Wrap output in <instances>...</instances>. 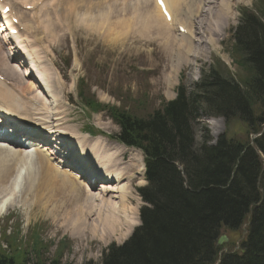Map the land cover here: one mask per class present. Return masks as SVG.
<instances>
[{"label":"trees","instance_id":"obj_1","mask_svg":"<svg viewBox=\"0 0 264 264\" xmlns=\"http://www.w3.org/2000/svg\"><path fill=\"white\" fill-rule=\"evenodd\" d=\"M257 11L241 9L233 33L230 56L238 80L216 61L193 90L180 84L175 99L146 117L80 95L92 111H106L118 124L112 138L140 149L146 168L147 185L138 189L146 203L141 223L123 244H110L100 264H216L223 248L215 246L218 237L247 220L238 250L223 253L219 264H264V7ZM200 108L224 120L214 145L207 139L195 145ZM2 238L12 251L0 242V264H61L44 260L40 244L31 248V260L30 249L14 236Z\"/></svg>","mask_w":264,"mask_h":264},{"label":"rangeland","instance_id":"obj_2","mask_svg":"<svg viewBox=\"0 0 264 264\" xmlns=\"http://www.w3.org/2000/svg\"><path fill=\"white\" fill-rule=\"evenodd\" d=\"M27 1L31 2L32 0ZM69 1L74 0H61L57 8L42 5L44 8L38 13V16L42 17L38 21L36 20V13L34 14L36 9L33 11H23L16 8V12L19 11L17 13L20 18L19 22L22 23L19 26L23 28L19 31L20 34L18 32L22 36L20 41L22 42L23 40L22 46L18 48V52H21L19 49L26 48L27 50L25 49V51L28 53V58L21 57L20 62H23L15 67L22 68L30 63L32 65V61H35L34 65L37 64V66L40 65L41 67L50 69L49 80L54 82V84L52 83L53 86L59 87L58 85H60L63 92L59 93L58 97H53L46 92L43 95L41 94V89L44 87L39 86L41 85L39 83L38 87L40 91L35 92L34 88L28 89L25 97L32 98L38 93L36 94L37 98L42 102L44 101L48 115L52 116V119H49L47 124L45 123L50 128L54 127H52V120L54 119L53 114L56 107L59 114L64 116L63 118L66 121L58 124L62 126L60 130L70 137L78 135L76 138L80 137V134L90 132L88 130L95 129L94 133H97L96 130H100L108 136L117 133L119 130L104 115L94 114L90 110V107L85 108L82 106L76 92L78 79L84 81L86 96L90 94L97 103L101 105L125 106L126 110L129 109L127 111H133L141 117H146L154 109L159 108L164 100L174 98L179 82L183 83L188 91L193 90L202 74L214 63L216 64V61H221L228 67V69L222 72L223 74L228 73L233 76V79L238 80V73L233 66L230 52L233 44V33L240 19V10L246 8L260 15L257 8H260V6L264 7V1L230 0L231 19L223 25V28L218 23L216 26L218 29H214L211 25L217 20H213V16H216L215 12L220 0H212L213 2L210 0L211 2H208L203 7L204 10H202L201 16L194 19L196 20L195 23L198 21V24H192L191 37L188 35L193 47L186 52L183 50L180 33L167 29L168 32L165 35H168V41H171V44H168L154 39V37H157V31L150 30L154 35L148 34V32L144 33L140 22L136 23L138 26L134 24L139 19L138 16L141 15V13H138L140 10H137V8L139 9L138 0H78L80 6L77 4V11H75L76 13L80 12L78 16L81 17L78 18L75 16L76 13L70 15L71 17L69 18V14L65 11V9H68V11H71V8L74 9ZM7 2H14V0H7ZM150 2L149 7L151 8L153 4L151 5L152 2ZM10 5L15 9V5ZM95 5H97V8L100 7L98 11H102L101 8L105 11L109 7L110 10L112 9V17L116 13L117 17L119 16L116 19L119 21L123 15L125 19L123 17L120 24L124 20L126 25L123 26L122 30L119 29L120 32L118 31L117 34L110 36L111 31L110 33L108 32L107 25L102 28L106 19L109 18H104V13L101 15H104L103 17L96 18L95 16V22H91L90 20V23H86L85 19H89V15L95 14L90 12ZM103 6L105 7L103 8ZM146 7L148 8V6ZM183 7L185 8V3H183ZM88 9L89 11L86 12ZM46 16L47 18H45ZM48 20L49 22L51 21L50 24H48ZM128 20H131L129 21L130 23ZM110 21L109 19L107 24ZM39 23L41 24L39 25ZM136 28L138 29L136 31L140 30L137 34L134 33ZM123 29L126 31H123ZM121 31L124 32V35ZM0 36V43L1 41L3 43L4 39L8 38V36H3L2 34ZM30 44H32L33 48L30 47ZM7 52L6 54H10V52ZM5 70L7 71V66L0 56V72L8 81L9 79L12 81L13 79H11V76ZM32 76L27 77L25 84H29L30 82L36 84L37 79H35V76L32 78ZM2 82L7 84L5 81ZM21 85L23 86V83ZM54 95L57 94L54 93ZM28 115L30 116L29 113ZM193 131L196 146H200L206 139L212 144L217 140L219 135L224 133L225 123L221 117L209 116L200 108L199 118H197L193 125ZM54 135L59 136L57 133H54ZM68 136L67 138H69ZM240 137L242 138L243 135ZM86 138L89 139V136L87 135ZM103 138L94 137L93 139H97L96 141L99 142H106L105 144L116 145L108 138ZM93 139L84 140V142L91 144L94 141ZM124 151L125 148L122 151L124 155V157L122 156L123 165L129 162L130 159H133L134 156L142 159L141 153L137 150L130 149L126 153ZM13 164L17 170L20 163L15 161ZM27 169H32V171L21 169L25 175L23 177L21 175L23 183L17 185L18 179H20L17 178L15 192L10 193L11 198H14V205L7 208L6 211L5 209L0 211V241H2L4 247L6 243L4 238H2V234L6 233L8 237L17 235V239H20L23 245L22 248L30 249L32 259H35V255L31 248H37L40 244L41 249L38 248V252L42 258L47 260L53 259L60 253L62 264H87L89 262L100 264L103 253L109 245L112 243L117 245L123 243L137 224L132 227L128 234L126 232L122 236L120 231H116L110 235L99 236L100 226L98 228L95 226L96 223H99L97 211L89 204H80L82 207L78 204L76 209L81 210L83 208L81 210L82 212L84 211L83 214L87 212L88 207L92 208L91 217L86 221L85 226L88 224L89 227L90 225L93 226L90 229L95 228L97 236H92L88 229L85 230L86 233L82 236H71L62 228L58 221L53 220L52 217L44 213H40L37 208L34 209L36 202L39 200L36 199L35 194L36 192L38 193L41 185L37 186V181L32 179L35 171H37L35 165L31 163ZM36 175L38 176V173ZM133 178L134 180L129 182L132 197L127 199L126 204L133 207L137 206L139 213V209L144 205V202L141 200L137 189L145 185V181L141 176H137V174H134ZM100 183H102L101 180H97L92 185V188L90 187L91 191L94 193L102 192V190L97 188L101 185ZM114 185H108V187L110 188ZM102 193H107V198L115 195L109 191ZM22 197L24 198L23 200ZM3 199L4 197L0 199V202L4 201ZM24 200L29 203L28 205L31 204V213L29 210H26L25 206H21V202ZM247 225L248 220L238 231L225 232L229 241L227 244L224 243L225 245L223 244L224 246L222 247L226 251L234 252L238 250L240 241L245 237ZM8 239L12 240V238ZM35 242H37L36 246L34 245ZM6 247L8 252L12 251L11 247Z\"/></svg>","mask_w":264,"mask_h":264},{"label":"bare ground","instance_id":"obj_3","mask_svg":"<svg viewBox=\"0 0 264 264\" xmlns=\"http://www.w3.org/2000/svg\"><path fill=\"white\" fill-rule=\"evenodd\" d=\"M138 1L139 3L137 4H139L138 5L139 9L137 7L136 8L138 11L140 10V12L138 13H141V15L138 16L139 17L138 20L135 19L137 22H135L134 24L136 23L138 24V22H140L142 24L141 27L143 28L144 33L148 32V34L151 33L154 35V33L150 30L157 31L156 32L157 37H154V39L160 40L163 43H168V44L169 43L171 44V41H168V35H165L168 32L167 31V29H169L168 26H172V27L176 26L177 30L179 25L182 26V28L185 29L183 32L185 34H180V38H181L180 40L183 46V50L187 52L188 50H191L193 47L192 42L188 37L191 35L190 33H192L191 32L192 26L196 25V23L198 22L197 21L195 23L196 20L194 19H196L198 16H201L200 14L202 10H204L203 7L208 2L210 3L212 0L211 1L183 0L184 2L182 0H163L165 2V7L171 19L169 23L165 21L164 16L162 15L159 7L157 6L154 0H138ZM150 1L152 2L151 4H153L151 8L149 7ZM230 2H231L230 0H220L218 2V7L215 12L216 16H213V20L216 19L217 20L213 25H211L212 27H214V29L217 28L216 26L218 23L222 26L221 28H223V25H225V23H228L229 20L231 19L232 12H231ZM60 3L61 0H59L56 3L55 7L57 8L60 5ZM183 3H185V8L183 7ZM77 4H79L80 6L78 0L71 1L70 5L73 6L74 9L71 8V11L65 9V11L69 14V18L71 17L70 15L76 13L75 11H77V6H76ZM146 6H148V8ZM104 7L105 6H103V8ZM43 8H44L43 6H40L36 8V11H34V14L36 13L37 15L36 16L37 21L40 20L42 17V16H38V13ZM98 9L100 10V7L97 8V5H95L94 8L90 10V12H93L95 14L89 15L88 16L89 19H85L87 21L86 23H90V20L91 22H95V19L99 18L103 13L105 15V16L103 15L104 18L110 16L109 19L111 21L109 22V24L106 23L109 21V20L107 21L108 19L107 18L105 24L102 27L104 28V26L107 25L106 27H108V32L110 33L111 31L110 36L117 34L118 31L120 32L119 29L122 30L123 26L126 25L124 20H123L124 22L122 21V23L120 24L121 19L124 17L123 15L119 21L118 19H116L117 17L116 13L114 14L115 19H114V15L112 17V9L109 10V7L105 11L102 8H101L102 11H98ZM133 9L135 10V8ZM87 11H89V9L86 10V12ZM79 13L77 12L75 14L77 18L81 17L78 16ZM45 18H47V16ZM129 21L131 20H128V22ZM50 22L48 20V24H50ZM46 26H50V25H46ZM136 30L138 29L137 28L135 29L134 32L135 34H137L140 31V30L139 31ZM123 31L126 30L123 29ZM122 33L124 35V32ZM2 35L7 36L8 34L5 33ZM3 36L2 38H4ZM18 37H19L18 35L14 36L15 40L13 42H10L8 38L4 39L3 42L5 43L6 46L2 47V44H0V49H1L0 56L1 59L4 60V64L7 66V71L6 70L5 71L11 76L13 82L15 79V85L20 87L19 90H21V94L13 89L15 86L11 87L6 83L3 82L1 83L0 81V106L4 110L10 112L11 114H14L17 117L24 116L27 120H29L30 123H34L36 126L42 125V128L45 129L44 133L53 135L55 132L59 134V136H61L62 138H64L65 141L68 142V145L70 147L69 152L70 150H72V152H75L74 154L73 153L72 154L76 156L77 160L83 162V167L79 169L82 170L84 174H88V172H91V174L93 173L94 175L101 174V176L99 177L101 178V182L103 184L99 185L97 188L99 190H102V192L109 191L111 193H114L115 195L110 196V198L109 197L107 198L106 195L107 193L103 194L101 191L99 193L92 192L89 186L87 184H84L83 181L82 182L81 180L77 181V179L73 178L70 173L59 169L58 166L52 165L49 160V156L46 154V152L43 151V149L37 148L40 147V145L32 146V148H34L33 161H32V158L31 159L29 158V155L26 152V150L21 149V146H19V144L8 145L7 143L5 144L4 142L0 141V195H1L0 199L4 197L3 199L4 201L0 202V211L2 209H5L6 211L7 208L14 205L15 201L14 198L13 199L11 198L10 193L15 192L17 178H20L18 179L17 185L23 183L21 175L22 177L25 175H24V171H22L21 169L30 170L27 168H29V164L32 163L33 165H35L36 170L38 171V172L35 171V174L33 175L32 179L34 181H37L38 184L37 186L41 185L40 190L38 191V193L36 192L35 194L36 199L39 200L38 201L36 200L37 202L36 205L34 206V209L37 208L40 213L42 214L44 213L47 216L52 217L53 220L58 221L61 224L62 228H64V230L67 231L71 236H77V237L82 236L83 234L86 233L85 230L87 229L92 236H97L96 229L95 228L90 229V227L93 226L90 225L89 227V224L85 226L86 221L89 219V217H91L90 213H92V208L88 207L87 212H85L84 214H83L84 211L83 212L81 211L83 210V208H81V210L76 209L78 207V204L79 205L89 204L90 206H93L95 208L97 214L99 215V220H98L99 223L95 224L97 228L98 226H100V232L98 233L99 236L110 235L116 231H120L121 236L126 232L128 234L131 231L132 227L136 223L138 224L137 206L133 207V206H128L126 204L127 199L129 197H132L129 182L134 177V174L137 175L143 174L144 166L142 160L139 157L137 158L134 156L133 159H130L129 162L123 165L124 162L122 160V156H123L122 151L124 149L123 146H120L118 144L116 145L105 144L106 142L96 141L97 139H93L94 141L91 144H87L84 142V140H89L86 138L87 137L86 134H80V137L78 138H76V136L78 135H75L74 137H70L66 135L62 130H60L62 126L58 125L60 122H66L64 120L65 118H63L64 116L59 114V111L58 109H56V107L54 108V114H53L54 119L52 120L53 122L52 127L54 126L53 127L54 130L52 132V128L45 125V123L46 124L48 123L49 119H52V116L50 117L48 115V110L44 104V101L42 102L37 98L36 94L38 93H36L32 98L30 97L26 98L25 97L26 91L28 89L34 88L35 92H37L40 89L38 87V84L41 83L42 86L45 87L44 90L41 89L42 92L41 94L44 95V91H45L46 93L50 94L53 97H58V95H60L59 93L63 92L62 91L63 89L60 88L61 87L60 85H58L59 87L53 86L54 82H51L49 80L50 69L46 67H41L39 64H38L39 66H37V64L34 65L35 61L34 62L32 61V65H30L31 63L29 60L30 63L29 65L26 64L22 68L15 67L23 62V61L20 62L22 54L21 52L17 53V45H13ZM30 47L33 48L32 44H30ZM6 51L10 52V54L8 52H7L8 54H6ZM32 75L35 76V79H37L36 84L34 82L25 84L27 81V77L28 76L31 77ZM9 81L11 80L9 79ZM21 83H23V86L22 85L20 86ZM54 93H56L57 95H54ZM28 113L30 114V116L28 115ZM17 132L19 133V131ZM67 136L69 138H67ZM1 139H3V136H1ZM47 152L48 154L53 153L51 150H47ZM69 152H67L63 148L64 157L62 158H65L66 156L68 157ZM15 161L17 163H20L19 168L17 170L15 169L13 164ZM90 169L92 171H90ZM30 171H32V169ZM77 172H79L81 176L84 175L83 173L81 174L80 171ZM37 173L38 176L36 175ZM54 180L56 181L55 183ZM109 183H115V185L113 187H110L111 188L110 189L108 185H113V184H109ZM52 184L55 185L56 187L53 186ZM23 199L24 198L22 197V200ZM21 203H22L21 206H25L26 210H29L30 213L32 212V210H30L31 204L28 205L29 203L25 200ZM80 206L82 207V205Z\"/></svg>","mask_w":264,"mask_h":264},{"label":"water","instance_id":"obj_4","mask_svg":"<svg viewBox=\"0 0 264 264\" xmlns=\"http://www.w3.org/2000/svg\"><path fill=\"white\" fill-rule=\"evenodd\" d=\"M226 242H228V237H227L226 234L223 233V234H221V235L219 236V238L217 239L216 247L221 246V245H223V244L226 243ZM224 252H226L225 249H224Z\"/></svg>","mask_w":264,"mask_h":264},{"label":"snow or ice","instance_id":"obj_5","mask_svg":"<svg viewBox=\"0 0 264 264\" xmlns=\"http://www.w3.org/2000/svg\"><path fill=\"white\" fill-rule=\"evenodd\" d=\"M5 11H7V9H5Z\"/></svg>","mask_w":264,"mask_h":264}]
</instances>
